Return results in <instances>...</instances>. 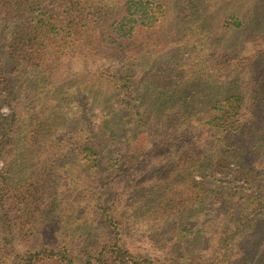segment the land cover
<instances>
[{
    "label": "trees",
    "instance_id": "1",
    "mask_svg": "<svg viewBox=\"0 0 264 264\" xmlns=\"http://www.w3.org/2000/svg\"><path fill=\"white\" fill-rule=\"evenodd\" d=\"M0 264H264V0H0Z\"/></svg>",
    "mask_w": 264,
    "mask_h": 264
},
{
    "label": "rangeland",
    "instance_id": "2",
    "mask_svg": "<svg viewBox=\"0 0 264 264\" xmlns=\"http://www.w3.org/2000/svg\"><path fill=\"white\" fill-rule=\"evenodd\" d=\"M146 184H147V181L144 180L143 186H146ZM115 204H118V203H115ZM222 210L223 209H220L217 212H222ZM215 218L220 219V221H223L222 215L220 217H215ZM217 224H218V220L213 221V222H208L207 224L208 228H206V226L202 224L205 227V229L208 230V235H206L201 242L203 249L204 248L207 250L212 249L211 242L212 243L215 242L216 239L218 238L217 234L219 233V229L217 228ZM162 227H163L162 229L160 228V230H158L157 232L152 233L153 235H150L149 233H147L146 235H144V233L142 235H138L131 228L129 229L128 226L124 227V231L127 234L126 242H127L128 248L132 252H134L136 255L148 254V253L152 254V252H158L160 254L163 253L164 255H166L168 253V250L166 249L167 245L170 244V241H169L170 238L168 234H170L171 231L169 232L166 231L169 228V226H167L166 223H165V227L164 226ZM143 235L146 238H144ZM211 237L214 240L210 241L209 238ZM148 238H151V239H148ZM151 243L155 246H157L156 244H161L162 247L157 251L156 247H152L153 245H151ZM205 249H204V252L208 253ZM152 255L155 256L156 254H152Z\"/></svg>",
    "mask_w": 264,
    "mask_h": 264
}]
</instances>
